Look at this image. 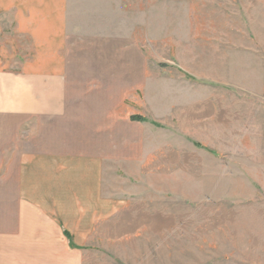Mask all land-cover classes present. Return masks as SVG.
<instances>
[{
	"label": "rangeland",
	"instance_id": "obj_1",
	"mask_svg": "<svg viewBox=\"0 0 264 264\" xmlns=\"http://www.w3.org/2000/svg\"><path fill=\"white\" fill-rule=\"evenodd\" d=\"M141 2L127 46L68 48L72 71L94 60L89 135L120 199L74 213V264H264V0Z\"/></svg>",
	"mask_w": 264,
	"mask_h": 264
},
{
	"label": "crops",
	"instance_id": "obj_2",
	"mask_svg": "<svg viewBox=\"0 0 264 264\" xmlns=\"http://www.w3.org/2000/svg\"><path fill=\"white\" fill-rule=\"evenodd\" d=\"M134 12L142 14L141 0H0V160L17 169L6 185L0 264H18L16 255L74 264L65 238L78 230L74 213L120 203L104 193L109 155L89 135L94 60L74 58L72 71L68 48L127 46Z\"/></svg>",
	"mask_w": 264,
	"mask_h": 264
},
{
	"label": "trees",
	"instance_id": "obj_3",
	"mask_svg": "<svg viewBox=\"0 0 264 264\" xmlns=\"http://www.w3.org/2000/svg\"><path fill=\"white\" fill-rule=\"evenodd\" d=\"M134 119H142L140 116H134Z\"/></svg>",
	"mask_w": 264,
	"mask_h": 264
}]
</instances>
